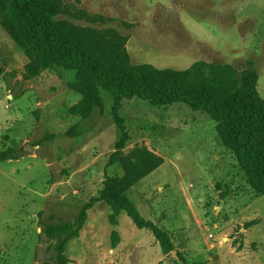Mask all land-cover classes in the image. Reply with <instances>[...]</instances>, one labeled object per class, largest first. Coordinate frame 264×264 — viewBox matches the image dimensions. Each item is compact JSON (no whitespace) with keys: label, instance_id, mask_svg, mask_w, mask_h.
<instances>
[{"label":"rangeland","instance_id":"rangeland-1","mask_svg":"<svg viewBox=\"0 0 264 264\" xmlns=\"http://www.w3.org/2000/svg\"><path fill=\"white\" fill-rule=\"evenodd\" d=\"M58 18L127 35L133 64L183 70L195 62L254 69L264 99V0H63ZM28 58L0 23V264H55L47 224L77 215L102 188L120 131L100 88L102 115L77 137L63 132L80 119L81 95L55 72L28 75ZM124 154L144 147L160 164L127 191L145 220L169 234L188 264H264V195L222 143L218 124L184 103L154 106L123 99ZM84 124V123H83ZM55 133L52 140H40ZM29 144L31 151H21ZM66 264H175L148 228L106 202L87 210L65 247Z\"/></svg>","mask_w":264,"mask_h":264},{"label":"trees","instance_id":"trees-1","mask_svg":"<svg viewBox=\"0 0 264 264\" xmlns=\"http://www.w3.org/2000/svg\"><path fill=\"white\" fill-rule=\"evenodd\" d=\"M60 15L71 16L63 0H0V23L28 58L27 74L55 72L81 95L80 119L63 135L73 138L89 131V121L103 112L100 88L111 94L110 116L120 135L106 168L118 164L123 174L105 173L102 188L77 215L45 226L48 239L56 240L55 264H66V244L78 235L87 210L98 202L125 211L137 227L151 230L163 253L174 249L169 234L145 220L127 196L128 189L153 171L160 159L144 147L124 154L129 133L119 113L123 99L137 98L154 106L181 102L207 113L217 122L223 145L232 151L251 187L264 195V99L257 93L254 69L239 72L230 64L202 61L183 70L133 64L126 50L127 35L59 19ZM55 136L46 134L37 143ZM20 153L8 147L0 151V160L16 159Z\"/></svg>","mask_w":264,"mask_h":264},{"label":"water","instance_id":"water-1","mask_svg":"<svg viewBox=\"0 0 264 264\" xmlns=\"http://www.w3.org/2000/svg\"><path fill=\"white\" fill-rule=\"evenodd\" d=\"M20 150L24 151V152H28V151L32 150V147L27 143V144L22 145ZM170 255H172L177 262H180V259L178 258L177 254H176V250L173 249L170 252Z\"/></svg>","mask_w":264,"mask_h":264}]
</instances>
